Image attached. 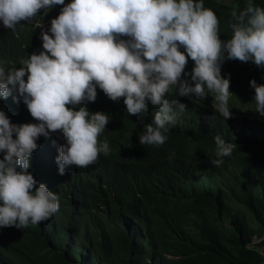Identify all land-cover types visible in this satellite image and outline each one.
Masks as SVG:
<instances>
[{
    "label": "trees",
    "instance_id": "trees-1",
    "mask_svg": "<svg viewBox=\"0 0 264 264\" xmlns=\"http://www.w3.org/2000/svg\"><path fill=\"white\" fill-rule=\"evenodd\" d=\"M245 3L204 0L220 21L222 41L232 35V6L242 9ZM253 3L264 7V0ZM65 5L41 9L32 24L21 21L15 32L0 21V61L6 69L19 68L21 58L43 51L42 28L35 25L50 26ZM242 63L225 60L221 76L230 74L231 93L252 96ZM193 68L188 58L185 73ZM181 79L191 82L190 76ZM177 88L165 98L179 100L187 112L170 126L162 146L141 145L138 139L157 107L147 102V113L129 115L123 98L114 102L98 87L94 102L74 110L86 107L90 114L110 116L99 137L101 143L109 141L107 156L101 153L85 168H66L61 176L55 160L65 143L62 134L39 137L29 172L59 196L60 207L37 225L0 228V264H264V120L237 111L225 120L210 95L202 101L179 97ZM0 111L13 124L38 123L11 97H0ZM216 135L237 145L220 166L209 163L216 158ZM253 237L259 243L250 248Z\"/></svg>",
    "mask_w": 264,
    "mask_h": 264
},
{
    "label": "clouds",
    "instance_id": "clouds-1",
    "mask_svg": "<svg viewBox=\"0 0 264 264\" xmlns=\"http://www.w3.org/2000/svg\"><path fill=\"white\" fill-rule=\"evenodd\" d=\"M55 5H65V0H0V21L15 32L21 21L31 22L41 9ZM228 27L232 35L225 42L220 21L204 0H71L51 20L48 32L42 30L43 51L21 58L19 68L6 69L0 61V97L23 102L38 121L13 124L0 111V228L24 229L59 210V196L29 172L39 137L62 134L65 143L55 160L61 176L66 168L88 167L101 153H110L109 141H99L110 116L90 114L86 107L74 110L94 102L97 87L114 102L123 98L129 115L147 113V102L158 108L138 135L141 145H164L170 126L187 112L179 100L165 98L177 85L179 97L202 101L210 95L215 112L230 119V74L222 77L221 65L238 60L245 62L244 71L250 62L264 68V7L253 0L242 9L233 5ZM188 58L194 62L191 73L184 71ZM182 74L191 82L182 80ZM248 81L255 90V112L264 116V84ZM214 142L216 158L209 163L220 166L237 145L221 135ZM174 157L172 151L169 159ZM256 243L253 237L247 246Z\"/></svg>",
    "mask_w": 264,
    "mask_h": 264
},
{
    "label": "rangeland",
    "instance_id": "rangeland-1",
    "mask_svg": "<svg viewBox=\"0 0 264 264\" xmlns=\"http://www.w3.org/2000/svg\"><path fill=\"white\" fill-rule=\"evenodd\" d=\"M220 3H228L230 0H218ZM32 24V21L29 22ZM50 22L41 23L42 30L48 32V29H50L51 25L49 26ZM48 26V28H47ZM50 33V32H49ZM232 97L229 100L228 107L230 108V111H237L236 114H244L249 117H259L264 119V116H261L259 113L255 112V106H254V96H247L243 95V97H238L234 93H232ZM246 96V97H245ZM213 103V102H212ZM213 105V104H212ZM262 249V248H261Z\"/></svg>",
    "mask_w": 264,
    "mask_h": 264
},
{
    "label": "built area",
    "instance_id": "built-area-1",
    "mask_svg": "<svg viewBox=\"0 0 264 264\" xmlns=\"http://www.w3.org/2000/svg\"><path fill=\"white\" fill-rule=\"evenodd\" d=\"M245 73L249 80H255L256 83L264 84V68L256 66L253 62L245 65Z\"/></svg>",
    "mask_w": 264,
    "mask_h": 264
}]
</instances>
